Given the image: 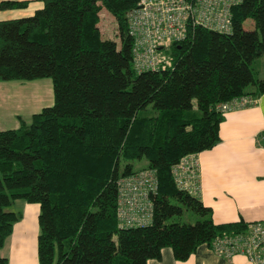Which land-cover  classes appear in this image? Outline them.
Returning a JSON list of instances; mask_svg holds the SVG:
<instances>
[{"label":"trees","instance_id":"obj_1","mask_svg":"<svg viewBox=\"0 0 264 264\" xmlns=\"http://www.w3.org/2000/svg\"><path fill=\"white\" fill-rule=\"evenodd\" d=\"M35 1L42 7L31 16L0 20V81L50 79L53 104L0 131V250L21 219L9 211L16 200L39 206V264H146L164 248L186 261L199 246L246 230L243 222L215 225L211 209L177 188L171 168L218 144L219 105L264 95V76L251 68L264 53V0H238L230 33L189 27L170 46V68L142 72L127 23L138 0ZM25 5L2 1L0 9ZM102 8L118 43L101 37ZM148 106L154 115L141 113ZM141 159L146 166L135 169L131 161ZM144 170L157 180L152 222L120 227L117 182ZM184 210L198 221L172 220Z\"/></svg>","mask_w":264,"mask_h":264},{"label":"crops","instance_id":"obj_2","mask_svg":"<svg viewBox=\"0 0 264 264\" xmlns=\"http://www.w3.org/2000/svg\"><path fill=\"white\" fill-rule=\"evenodd\" d=\"M17 1L24 2L25 7L0 9V20L31 16L42 7L35 0ZM42 80L0 81V131L6 130V119L14 121L10 129L19 127V117L25 121L24 113L40 97V87L33 90L32 85ZM251 91L252 88L247 92ZM6 92L11 94L8 102L15 105L14 111L6 110ZM223 117L218 128V144L195 155L200 185L197 197L204 207L211 209L215 225L264 222V95L252 106L227 112ZM9 211L20 213L21 219L6 238L0 256L8 264H39V206L16 200ZM146 264H247V261L241 255L230 259L219 257L203 244L186 261L175 260L172 250L164 248L160 260H148Z\"/></svg>","mask_w":264,"mask_h":264},{"label":"built area","instance_id":"obj_3","mask_svg":"<svg viewBox=\"0 0 264 264\" xmlns=\"http://www.w3.org/2000/svg\"><path fill=\"white\" fill-rule=\"evenodd\" d=\"M238 0H138L127 13L128 34L132 38L134 68L138 72L171 67L170 46L185 38L189 27L230 33L231 7ZM257 99L244 96L218 106L227 112L252 106ZM179 190L198 196L199 165L189 155L171 168ZM118 224L123 228L143 227L152 222L151 195L157 194L153 170H144L117 182ZM246 230L223 234L208 246L219 257L243 256L247 264H264V222L247 223Z\"/></svg>","mask_w":264,"mask_h":264},{"label":"rangeland","instance_id":"obj_4","mask_svg":"<svg viewBox=\"0 0 264 264\" xmlns=\"http://www.w3.org/2000/svg\"><path fill=\"white\" fill-rule=\"evenodd\" d=\"M98 27L100 29L101 37L103 39L113 40L115 42H119L117 37V26L114 17L104 8H102L99 12V24ZM244 29L251 30L253 28L252 21L246 20L243 24ZM252 72L255 79H262L264 76V53L257 59L254 60L252 66ZM40 82V83H39ZM35 86L32 89L35 90L37 87H40L39 95L40 97L35 101L34 105L24 113V118L26 122H29L30 117L33 114L39 113L41 109L45 107H50L53 104V91H52V82L50 79H43L42 81H37V83H33ZM37 86V87H36ZM251 86H246L245 90H250ZM11 94L6 92V110H13L15 109V105H11L10 99ZM142 114L146 115H154L153 109L148 106L145 110L141 112ZM21 119V117H19ZM13 119H6V130L10 129L11 123H13ZM131 164L134 166L135 169L140 168L146 165V160H134L131 161ZM20 202H24L21 201ZM199 219L196 215L189 211H183L180 216L173 217L172 220L179 222V223H189L194 224Z\"/></svg>","mask_w":264,"mask_h":264}]
</instances>
